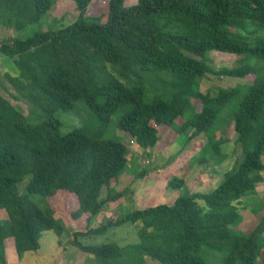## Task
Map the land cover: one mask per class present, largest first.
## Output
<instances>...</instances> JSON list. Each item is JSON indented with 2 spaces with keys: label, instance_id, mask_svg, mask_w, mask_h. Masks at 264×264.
I'll list each match as a JSON object with an SVG mask.
<instances>
[{
  "label": "trees",
  "instance_id": "obj_1",
  "mask_svg": "<svg viewBox=\"0 0 264 264\" xmlns=\"http://www.w3.org/2000/svg\"><path fill=\"white\" fill-rule=\"evenodd\" d=\"M91 1L70 0L75 19L68 26L54 29L53 19L30 38L0 40V55L12 64L3 79L31 106L24 116L0 95V211L8 219L0 218V264L8 239L20 257L39 249L42 233L64 234L49 204L59 195L67 196L71 220L85 222L69 244L96 264H256L264 248V204L256 192L264 182V0H137L130 7L109 0L105 23L84 18ZM53 3L0 0V27H41ZM211 52L236 55V66L214 68ZM246 58L259 65L246 66ZM208 75L253 80L211 96L199 89ZM78 102L87 114L62 135L57 114ZM114 115L144 156L169 128L187 141L204 136L200 164L221 165L230 143L240 155L210 193L185 191L170 205L133 209L93 227L110 204L131 200L133 183L148 175L127 146L105 138ZM128 164L131 185L117 192ZM166 187L182 192L185 181L171 177ZM242 204L258 218L248 235L237 232ZM125 224L139 226L136 245L79 240Z\"/></svg>",
  "mask_w": 264,
  "mask_h": 264
},
{
  "label": "rangeland",
  "instance_id": "obj_2",
  "mask_svg": "<svg viewBox=\"0 0 264 264\" xmlns=\"http://www.w3.org/2000/svg\"><path fill=\"white\" fill-rule=\"evenodd\" d=\"M136 2L137 0H125L124 6L130 7L135 5ZM108 4L109 0H92L84 13V18L89 21L97 19V22L105 23ZM53 19L58 20L54 29L60 25L68 26L74 21L75 15L73 14L70 0H54L51 12L46 16L41 27L37 25L29 26L20 32L0 27V40L30 38L37 31L46 30ZM209 59L216 69L232 68L236 66L237 56L234 54L211 52ZM258 62L260 61L254 58H246L242 63L246 66L255 67L259 65ZM11 72V62L0 55V95L7 99L24 116H27L31 111V106L21 99L8 82L3 79L4 73ZM252 80V76L239 80L208 75L201 81L199 89L204 94L209 93L211 96H214L219 89H225L241 83L251 84ZM85 114H87V110L82 102L76 103L75 109L72 112L58 113L57 117L62 123L60 133L65 135L74 128L80 127V120ZM119 117V115H114L111 118L105 138L127 146L130 154L135 153L139 165L137 170L139 171L140 168L145 169L148 171V175L133 183L134 195L131 200H125L122 204L118 202L110 204L109 209L101 213L93 223V227L105 223L107 219H115L117 216L136 208L137 210H141L142 208L154 207L160 204L170 205L185 191L189 194L210 193L221 183L223 174L232 169V166L240 155V149L234 148V145L230 143L224 147L227 159L221 165L215 166L213 162L206 165L200 164L199 160L202 158L201 150L205 144L204 136L200 135L191 141H187L186 136H178L169 128L159 135L158 145L147 152L148 156H144L142 151L133 147V141L129 140V137L117 128ZM181 122L178 121L179 124ZM227 138L231 142L233 141L234 132L232 128L228 130ZM208 155L206 153L203 154L205 161L208 159ZM131 168V164H128V168L118 178L119 183L116 185L118 190L131 185ZM262 176L264 178V175ZM171 177L181 178L185 181V188L182 192L167 189L166 184ZM256 192L258 200L264 204V182L257 185ZM30 200L40 209H44V203L40 198L31 197ZM66 202V195H59L49 202L54 211V218L60 220L65 228L64 234L58 237L52 231L42 233L39 240V249L24 253L20 257L16 256L12 239L6 240L5 253L8 257V264H96L94 256L84 254L69 244L72 240V234L77 231V228L78 230H84L85 222L83 219L78 222L71 220L70 212L72 209L66 205ZM199 205L205 207L202 201H199ZM246 205L242 204L240 207L238 206L242 221L237 227V232L244 235H248L258 223L257 216H254L251 212V205ZM244 207L246 210L242 211L241 209ZM260 215L261 213L258 214V217ZM0 218L2 223L8 222L4 211H0ZM138 228L137 224H125L108 229L101 236L79 240L86 246H101L106 244H116L119 247L132 246L139 242L137 235ZM262 242L264 243V235ZM144 261L146 262L145 264H159L149 258H145ZM212 261L214 262V259ZM256 264H264V248L261 250Z\"/></svg>",
  "mask_w": 264,
  "mask_h": 264
},
{
  "label": "crops",
  "instance_id": "obj_3",
  "mask_svg": "<svg viewBox=\"0 0 264 264\" xmlns=\"http://www.w3.org/2000/svg\"><path fill=\"white\" fill-rule=\"evenodd\" d=\"M119 183V182H118ZM125 189V188H124ZM124 189H122V190H124ZM116 190H117V192H121L122 190H118L117 188H116ZM126 199H120L119 201H118V203H120V204H122L123 203V201H125ZM117 203V202H116ZM143 209V208H142ZM136 210H137V208H136ZM5 259H6V264H8V257H7V255H6V253H5Z\"/></svg>",
  "mask_w": 264,
  "mask_h": 264
},
{
  "label": "built area",
  "instance_id": "obj_4",
  "mask_svg": "<svg viewBox=\"0 0 264 264\" xmlns=\"http://www.w3.org/2000/svg\"><path fill=\"white\" fill-rule=\"evenodd\" d=\"M133 145H134V143H133Z\"/></svg>",
  "mask_w": 264,
  "mask_h": 264
}]
</instances>
